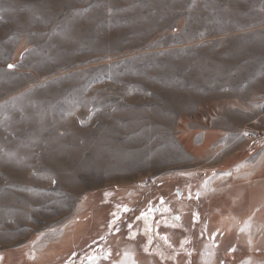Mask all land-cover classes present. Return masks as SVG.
Segmentation results:
<instances>
[{"label": "rangeland", "instance_id": "rangeland-1", "mask_svg": "<svg viewBox=\"0 0 264 264\" xmlns=\"http://www.w3.org/2000/svg\"><path fill=\"white\" fill-rule=\"evenodd\" d=\"M263 115L264 0H0V264H264Z\"/></svg>", "mask_w": 264, "mask_h": 264}, {"label": "crops", "instance_id": "crops-1", "mask_svg": "<svg viewBox=\"0 0 264 264\" xmlns=\"http://www.w3.org/2000/svg\"><path fill=\"white\" fill-rule=\"evenodd\" d=\"M217 116H211L209 118V123L207 126H204V130L199 135H194V144L197 146H200L204 139H206V132L205 131H211L215 132L216 137L219 138L218 145H223V148L225 150H222L220 152L221 158H227L229 155L237 152L239 149H235L234 145V138L236 136V129L237 131L244 128L249 122H252L253 117H250L248 119H243L241 115H237L234 112V108H230L229 110H223L221 106L215 105ZM262 121H264V115L262 117ZM258 124L252 125L250 127V133H258L256 129ZM208 133V132H207ZM240 133L246 134L249 132H243ZM248 137V136H247ZM210 148L217 150L218 146L216 144V140L210 144ZM262 150V149H261ZM260 151V150H259ZM216 154H219L218 151ZM219 156V157H220ZM249 157L245 158L244 160L248 159ZM216 159L218 161V155L216 156ZM242 160V161H244Z\"/></svg>", "mask_w": 264, "mask_h": 264}, {"label": "built area", "instance_id": "built-area-1", "mask_svg": "<svg viewBox=\"0 0 264 264\" xmlns=\"http://www.w3.org/2000/svg\"><path fill=\"white\" fill-rule=\"evenodd\" d=\"M255 136H256L255 133L250 134V137H251V138H253V137H255Z\"/></svg>", "mask_w": 264, "mask_h": 264}, {"label": "trees", "instance_id": "trees-1", "mask_svg": "<svg viewBox=\"0 0 264 264\" xmlns=\"http://www.w3.org/2000/svg\"><path fill=\"white\" fill-rule=\"evenodd\" d=\"M143 230H144V232H146V227H144ZM150 256H154V255L151 253Z\"/></svg>", "mask_w": 264, "mask_h": 264}, {"label": "bare ground", "instance_id": "bare-ground-1", "mask_svg": "<svg viewBox=\"0 0 264 264\" xmlns=\"http://www.w3.org/2000/svg\"><path fill=\"white\" fill-rule=\"evenodd\" d=\"M107 161H109V160L104 159V162H107Z\"/></svg>", "mask_w": 264, "mask_h": 264}, {"label": "snow or ice", "instance_id": "snow-or-ice-1", "mask_svg": "<svg viewBox=\"0 0 264 264\" xmlns=\"http://www.w3.org/2000/svg\"><path fill=\"white\" fill-rule=\"evenodd\" d=\"M9 67L11 68V67H13L12 65H9Z\"/></svg>", "mask_w": 264, "mask_h": 264}]
</instances>
